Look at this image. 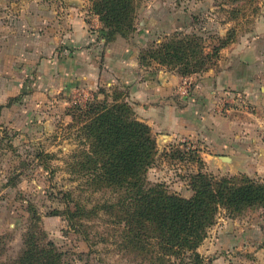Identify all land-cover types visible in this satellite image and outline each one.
<instances>
[{
  "label": "rangeland",
  "instance_id": "1",
  "mask_svg": "<svg viewBox=\"0 0 264 264\" xmlns=\"http://www.w3.org/2000/svg\"><path fill=\"white\" fill-rule=\"evenodd\" d=\"M33 1L45 6L46 14L52 16L50 27L57 22L66 24L69 7L65 0ZM85 3L89 31H99L96 39L102 47L122 37L107 42L103 22L92 12L91 2ZM26 5L23 0H0V98L4 100H0V264H16L34 221L33 212L40 216L35 221L39 236L54 242L68 264H137L134 254L121 252L115 245L113 225L106 213L96 212L91 219H84L83 225L80 221L74 224L66 215L65 198L67 190H74V198L91 209L111 196L107 191L88 189L84 179L68 168V162L80 160L73 155L82 148L77 129L69 127V108L84 104L95 94L103 99L100 89L125 93L129 87L116 83L93 89L77 84L66 90L54 81L45 86L39 61L49 56L44 51L35 57L32 54L47 41L50 44L54 33H45L46 27L41 30L43 25L35 22L25 36L19 21ZM136 21L140 30L122 37L128 43L152 39L150 45L174 32L199 34L207 50L227 41L209 69L176 73L180 76V98L175 99L179 107L184 97H193L194 86L205 72L214 76L227 72L234 80L233 87L213 91L208 99L223 130H217L218 134L213 131L212 141L188 135L179 136L165 149L157 144L156 163L147 172L148 181L163 182L170 191L187 197L192 190L186 177L200 168L217 177L246 175L264 181V0H138ZM22 50L33 60L31 70L21 65ZM160 68L167 70H161L166 74L171 71L156 63L144 65L148 75ZM126 99L137 115L135 101L129 94ZM199 100L203 102L198 95ZM20 113L24 115L18 116ZM222 140L232 147L218 148ZM173 144L181 151H196L204 161L202 167L179 154L166 157L164 150ZM197 251L201 255L198 263L188 254L182 264H264V206L246 207L236 215L221 209Z\"/></svg>",
  "mask_w": 264,
  "mask_h": 264
},
{
  "label": "trees",
  "instance_id": "2",
  "mask_svg": "<svg viewBox=\"0 0 264 264\" xmlns=\"http://www.w3.org/2000/svg\"><path fill=\"white\" fill-rule=\"evenodd\" d=\"M89 1L92 12L103 22L107 42L136 31L138 0ZM226 44L223 40L207 50L199 34L174 32L141 48L139 62L142 66L156 63L182 75L198 73L216 63ZM100 91L103 99L95 94L84 104L69 108V127L77 129L82 148L73 155L80 160L67 165L77 178L84 179L88 189L107 191L111 196L87 209L74 198V190H67L66 215L74 224L80 221L83 225L84 219L103 211L113 225L115 245L121 252L134 254L137 264H182L188 254L198 263L201 255L197 250L221 209L236 215L246 207L264 206V181L246 175L217 177L200 168L186 177L190 197L170 191L163 182L148 181L147 172L158 154L151 126L138 118L126 99L128 92ZM177 148L173 144L164 155L179 154L202 167L204 161L196 151ZM33 213L34 221L16 264H68L54 242L39 236L36 222L40 216Z\"/></svg>",
  "mask_w": 264,
  "mask_h": 264
},
{
  "label": "crops",
  "instance_id": "3",
  "mask_svg": "<svg viewBox=\"0 0 264 264\" xmlns=\"http://www.w3.org/2000/svg\"><path fill=\"white\" fill-rule=\"evenodd\" d=\"M65 2L69 7L66 24L59 25L57 22L52 23L53 27H50L49 19H52V16L46 14V7L36 5L33 0H23L24 4H28L22 10V19L19 21L24 35H29V29L33 28L32 23L35 22L43 25L41 30L46 27V30H43L45 33H54L50 44L47 41L44 48L41 47L39 52L32 54V57H35L44 51V54L49 56L39 61L41 80L47 82L44 83L45 86H51V81L66 90L77 84L93 89L99 85L116 83L128 86L129 99L135 101L138 118L151 126L157 144H163V148L176 142L179 136H203L212 141L213 131L218 134L220 132L217 130H223L221 119L212 112V102H208V99L213 91L233 87V75L219 72L214 76L205 72L194 86L193 97L188 100L184 97L183 106L179 107L175 99L180 98L177 93L180 76L171 71H168L169 74L161 72L163 68L158 69L160 72L154 75H148L139 62L140 49L146 47L152 39L128 43L124 38L118 37L113 44L102 47L96 39L99 31L96 30L94 34L89 31L86 0ZM144 32L150 30L145 29ZM22 51L21 65L24 70H31L33 60L25 54V50ZM198 95L203 102L197 101ZM0 100L4 101L2 98ZM221 147L228 149L232 146L222 140V145L218 148Z\"/></svg>",
  "mask_w": 264,
  "mask_h": 264
}]
</instances>
